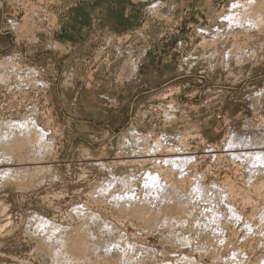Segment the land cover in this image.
Segmentation results:
<instances>
[{
  "label": "rangeland",
  "instance_id": "obj_1",
  "mask_svg": "<svg viewBox=\"0 0 264 264\" xmlns=\"http://www.w3.org/2000/svg\"><path fill=\"white\" fill-rule=\"evenodd\" d=\"M261 1L0 0V264H264Z\"/></svg>",
  "mask_w": 264,
  "mask_h": 264
},
{
  "label": "bare ground",
  "instance_id": "obj_2",
  "mask_svg": "<svg viewBox=\"0 0 264 264\" xmlns=\"http://www.w3.org/2000/svg\"><path fill=\"white\" fill-rule=\"evenodd\" d=\"M263 7H264V4L262 3V1H261V3H259V2H257V3H255V5L254 6H252L251 8H249V12H250V14L252 15V14H254V13H258L259 11H261V10H263ZM228 14H231V13H228ZM230 16V18L232 17L231 15H229ZM234 16H235V14H234ZM229 18V19H230ZM233 18V17H232ZM232 18L230 19V20H232ZM252 19L253 20H258V19H254L253 17H252ZM237 21V20H236ZM24 123V122H23ZM22 124V123H21ZM20 124V126L22 127V125ZM17 126V125H16ZM19 126V125H18ZM25 126H27V123L25 122L24 123V126H23V128L22 129H25ZM29 128V127H28ZM28 128H26V129H28ZM14 129H16V128H14ZM18 129V128H17ZM21 128H20V130H22ZM25 129V130H26ZM10 132V131H9ZM26 132V131H25ZM29 132V131H28ZM41 138H42V136H41ZM232 140V139H231ZM231 140H229L228 141V143H231V142H233V141H231ZM38 141H41L39 138H38ZM234 141H237V140H234ZM233 144V143H232ZM234 144H236V143H234ZM42 146V148L44 147L43 145H41ZM263 155H261V154H259L257 157V159H259L260 160V158L262 157ZM264 157V156H263ZM182 159V158H181ZM166 160V159H165ZM167 160H169V159H167ZM176 160V159H175ZM256 160V159H255ZM167 162V161H166ZM169 162V161H168ZM181 162L182 161H180L179 160V162L178 161H175L173 164L174 165H178L179 166V164H181ZM259 162H261V160L259 161ZM263 162V161H262ZM261 162V163H262ZM170 163H171V161H170ZM155 175V174H154ZM151 177V176H150ZM152 177H154V176H152ZM158 177V176H157ZM149 179V178H148ZM159 179V178H158ZM153 180H155V179H153L152 178V180L151 181H153ZM149 182V181H148ZM148 184H150V183H148ZM155 184V183H154ZM162 186V185H161ZM163 186H164V184H163ZM156 187V186H155ZM162 188V187H161ZM193 191H195V192H197L196 190H194L193 189ZM135 198V197H134ZM73 244H75V243H73ZM73 244L71 243V245L73 246ZM70 249H73V250H76V247L75 246H73V247H70ZM78 251V250H77Z\"/></svg>",
  "mask_w": 264,
  "mask_h": 264
}]
</instances>
